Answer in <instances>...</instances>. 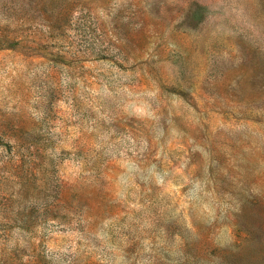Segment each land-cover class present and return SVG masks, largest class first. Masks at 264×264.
<instances>
[{
	"label": "rangeland",
	"instance_id": "rangeland-1",
	"mask_svg": "<svg viewBox=\"0 0 264 264\" xmlns=\"http://www.w3.org/2000/svg\"><path fill=\"white\" fill-rule=\"evenodd\" d=\"M0 264H264V0H0Z\"/></svg>",
	"mask_w": 264,
	"mask_h": 264
}]
</instances>
